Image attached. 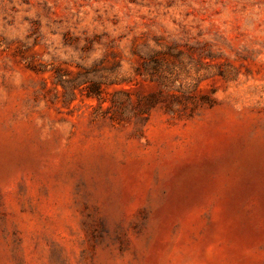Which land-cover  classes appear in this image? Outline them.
Here are the masks:
<instances>
[{"label": "rangeland", "instance_id": "obj_1", "mask_svg": "<svg viewBox=\"0 0 264 264\" xmlns=\"http://www.w3.org/2000/svg\"><path fill=\"white\" fill-rule=\"evenodd\" d=\"M0 264H264V0H0Z\"/></svg>", "mask_w": 264, "mask_h": 264}]
</instances>
